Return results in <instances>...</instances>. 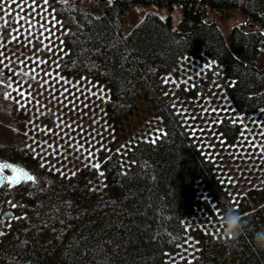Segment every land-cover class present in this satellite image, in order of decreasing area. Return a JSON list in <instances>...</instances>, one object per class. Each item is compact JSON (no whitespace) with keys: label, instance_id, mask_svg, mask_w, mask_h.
<instances>
[{"label":"trees","instance_id":"16d2710c","mask_svg":"<svg viewBox=\"0 0 264 264\" xmlns=\"http://www.w3.org/2000/svg\"><path fill=\"white\" fill-rule=\"evenodd\" d=\"M46 1L65 27L61 71L103 83L112 122L128 114L143 95L161 107L164 131L155 140L137 139L125 162L115 152L104 157L102 192L89 182L94 170L87 178L80 171L68 182L57 178L53 198L47 196L35 215L29 210L31 216L14 218L0 237V264H264V249L254 240L264 228V205L250 209L243 200L234 206L213 161L165 103L162 82L163 73L182 55L206 56L232 79L228 91L235 106L255 110L264 99V65L255 63L264 47V0H99L98 12L82 9L79 0ZM150 4L168 13H147L124 32L127 10ZM232 7L241 8L246 20L231 26L227 40L205 13ZM173 9L179 14L176 23L169 13ZM11 148H3L1 155L33 171L37 162L32 153L23 146ZM196 181L223 215L234 208L247 226L235 243L202 233L197 256L171 260L184 217L205 201ZM257 194L264 199V191Z\"/></svg>","mask_w":264,"mask_h":264},{"label":"rangeland","instance_id":"374dc122","mask_svg":"<svg viewBox=\"0 0 264 264\" xmlns=\"http://www.w3.org/2000/svg\"><path fill=\"white\" fill-rule=\"evenodd\" d=\"M79 4L93 12L100 7L99 0H79ZM150 12L168 13L153 4L132 6L125 14L123 31L128 32ZM169 13L176 23L177 10ZM205 14L217 21L227 40L231 26L246 20L239 7L221 13L207 8ZM64 31L46 0H0V157L4 158L3 148L9 151L16 145L30 151L37 162L31 180L14 187L0 186V237L14 218L31 216L29 210L35 215L47 196L53 198L57 178L68 182L78 171L87 178L94 170L89 182L102 192L104 157L115 152L125 162L127 149L137 139L155 140L164 131L161 107L143 95L119 121L109 120L106 86L61 71ZM255 63L264 65V47ZM162 78L165 103L213 161L230 201L235 207L243 200L250 209L263 206L264 199L257 193L264 191V99L255 110L240 111L228 91L232 79L206 56L184 54ZM97 163L98 169L94 167ZM196 186L205 201L184 217V232L178 249L169 254L171 260L191 261L197 256L202 233L224 237L220 207L200 181ZM5 209L13 214L2 216Z\"/></svg>","mask_w":264,"mask_h":264},{"label":"clouds","instance_id":"9594fccd","mask_svg":"<svg viewBox=\"0 0 264 264\" xmlns=\"http://www.w3.org/2000/svg\"><path fill=\"white\" fill-rule=\"evenodd\" d=\"M221 224L223 226L226 225L223 232L226 243L237 242L247 226V222L244 220L242 215L234 208H230L224 213L221 217ZM254 240L258 248L264 249V228L255 232Z\"/></svg>","mask_w":264,"mask_h":264},{"label":"water","instance_id":"95a60500","mask_svg":"<svg viewBox=\"0 0 264 264\" xmlns=\"http://www.w3.org/2000/svg\"><path fill=\"white\" fill-rule=\"evenodd\" d=\"M0 164H8L14 167H6L4 168L3 172H0V186L7 185L8 187H14L20 184L21 182L28 181L29 176L32 178L34 177V173L21 164L20 162L1 158L0 157ZM13 212L5 209L2 212V216H10Z\"/></svg>","mask_w":264,"mask_h":264},{"label":"snow or ice","instance_id":"6c2138e0","mask_svg":"<svg viewBox=\"0 0 264 264\" xmlns=\"http://www.w3.org/2000/svg\"><path fill=\"white\" fill-rule=\"evenodd\" d=\"M21 2V0H13V3H20ZM23 9H21V11H22ZM19 19H24V17H19ZM0 55H2V53H0ZM0 63H2V61H0ZM0 71H2V70H0ZM99 164L97 163V164H95L94 165V167H96L97 169L99 168ZM6 167H14V166H12V165H8V164H0V172H3V170H4V168H6ZM102 174V173H101ZM28 179H32V177L31 176H29L28 177Z\"/></svg>","mask_w":264,"mask_h":264}]
</instances>
